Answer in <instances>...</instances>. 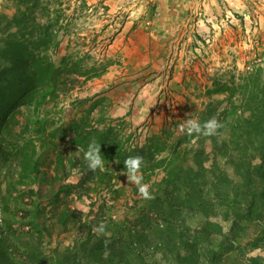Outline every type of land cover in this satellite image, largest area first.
<instances>
[{"label":"rangeland","instance_id":"rangeland-1","mask_svg":"<svg viewBox=\"0 0 264 264\" xmlns=\"http://www.w3.org/2000/svg\"><path fill=\"white\" fill-rule=\"evenodd\" d=\"M21 1L0 0V14L11 18L17 9H24ZM36 2V19H48L44 14L49 18L53 15L58 17L56 28L60 27L58 39L61 42L57 49L49 52L54 63L58 64L60 57L65 54L78 58L90 54L92 58L85 56L83 65H90L93 60L96 61L95 65L108 64L105 72L111 70L110 66L119 70L129 67V59L135 62L136 56H141L137 55L133 48V57L129 58L132 56L129 53V45L133 44V37L129 43L128 24L136 21L135 17L141 19V16H146V20L151 23L147 22L145 25L154 29L152 34L155 33L156 23L165 15L181 18L180 20L189 18L188 24L198 22V18L205 23L203 31L199 30L200 34L195 31L194 34L185 33L182 36V39H185L180 45L182 51L192 54L191 58H188L189 66L178 72L175 60L179 55L171 48H176L173 46L176 41L169 43L168 40L167 46L171 44L168 47L170 50L164 53L165 39L159 36L162 47L159 53L149 57L144 55L147 64L144 76L149 81H108V78L107 81H94L97 77L88 81H73L71 88L66 91L59 90L57 97L47 100L37 108L32 104L17 107L10 112L9 121L1 124L0 138L7 151L31 141L36 149L35 158L38 160V172L26 178L27 183L17 184L13 190L12 196L16 200L11 201V214L8 217L9 220L15 221V231L11 237L29 231L27 223L32 220L40 228L43 227V230L34 234L29 231L21 239L25 240L32 235L33 240L39 243L40 249L49 256L55 253L53 249L61 253L71 249V253L78 255L72 250L74 244L78 249L87 236L95 240L128 227L144 212L142 209L146 199L139 194L136 185L128 183L126 174H121L124 168L119 166L120 160L109 161L104 164L103 169H88L84 158L87 149L76 145L73 124H85L86 130L96 129L101 132L111 128L109 138L114 144L123 146L120 155L127 158L129 149L142 146L146 137L161 133L167 148L155 157H166L167 162L174 152L175 156L172 157H176L179 164L194 167L193 154L201 149V144L196 142L199 135L188 139L189 136L182 133L179 126L192 115H197L199 120L200 117L209 120L215 116L224 125L215 137L220 140L230 132L228 123L233 116L228 114L224 117L225 114L222 113L226 108L225 98L230 89L211 94L207 91L212 89V81L215 79L231 87L238 86L248 75L255 73L256 69L264 70V0ZM167 6L172 7L173 14L167 15ZM175 9L181 11L180 15ZM148 30H151L150 27ZM182 39L180 37L179 41ZM194 46L196 49H193ZM184 56L182 54V59ZM153 57L157 59L151 63ZM148 58L150 62H146ZM174 76L179 81L172 80ZM156 77L158 81H153ZM164 78L172 81H162ZM141 87L142 92L139 91ZM129 92L146 93L148 100L139 98L136 109L131 110L129 99L132 101L133 96L129 97ZM239 96L240 92H235L234 98ZM209 105L216 109L212 115L205 112ZM243 112L244 117L249 116L247 109ZM262 123L264 124V116ZM213 143L207 136L202 144L204 154L200 156L206 170L203 178L206 182L200 180L195 189L196 192L201 190L199 195L208 201L212 208L207 207L204 210L198 204L185 206L178 217L179 221H182L177 225L178 229L185 226L189 230L186 231L187 234L191 235L195 231L202 232L200 240H197L200 241L197 244L199 248L196 245L193 250H189L184 244H178V251L171 254L163 248L152 250V244L146 243L144 248L135 249L144 264H264V222L243 221L241 226L233 225L234 213L244 212L246 203L231 202L235 191L232 186L238 183L239 178L230 162L215 155ZM141 157L144 159V165H147L149 162L146 157ZM59 160L62 164H58ZM121 161L124 162L122 159ZM259 161L258 156L252 159L253 164ZM166 162L150 173L147 171L143 174L140 170L143 182L151 185L150 192L153 196L158 189L157 183L165 177ZM9 164L10 161L5 163L0 158V207L6 195L5 174ZM214 164L218 165L232 182L229 199L218 201L214 194L211 182L214 181L211 173ZM12 167L16 169L13 171L16 177L20 171L16 160L12 161ZM101 173L105 174L102 180ZM148 174L150 177L145 178ZM182 187L181 196L187 198L188 188ZM31 190H34V193H31ZM188 190L191 192V189ZM36 205L40 214L36 219H32ZM81 207L83 211L78 210ZM225 211L226 215L223 214ZM3 217V211H0L1 237L8 233L5 229L2 231ZM153 220L164 228L160 218L153 215ZM101 223L106 225L107 235L98 236L93 232V227ZM181 239L183 240L180 237L174 238V241L178 243ZM228 241L233 243L230 250L225 249ZM213 252L221 255L215 257ZM133 262L139 263L135 256ZM81 264H86V259L81 260ZM89 264L93 263L90 261Z\"/></svg>","mask_w":264,"mask_h":264},{"label":"trees","instance_id":"trees-1","mask_svg":"<svg viewBox=\"0 0 264 264\" xmlns=\"http://www.w3.org/2000/svg\"><path fill=\"white\" fill-rule=\"evenodd\" d=\"M21 4L24 9H17L11 18L0 14V127L1 124L9 121L10 112L17 107L32 104L34 108H37L47 100L57 97L59 90L66 91L71 88L73 81H88L102 75L108 67V64L95 65V60L90 65H83L82 61L85 56L88 59L92 58L90 54H85L80 58L65 54L60 57L58 64H55L49 52L57 49L61 42L58 39L60 27L56 28L58 17L53 15L49 18L47 14H44L48 19L40 21L34 15L36 0H22ZM229 89L230 92L225 98L227 105L222 113L225 114L224 117L228 114L233 116L228 123L230 132L220 140L215 137L216 135L208 136V138L214 142L215 155L224 157L227 162H230L234 173L239 178L238 183L232 186L235 191L231 202L234 204L245 202L246 207L244 212L234 213L233 225L241 226L243 221L264 222V124L262 123L264 70L256 69L255 73L248 75L245 81L238 86L231 87L215 79L212 81V89H208L207 92L209 94L226 92ZM235 92H240V96L236 99L234 98ZM245 109L249 111L247 117L243 116ZM215 110L209 105L205 112L212 115ZM200 121H207V118L200 117ZM73 125L72 131L75 133L73 137L77 146L88 149L91 142L100 143L104 164L118 159L120 160L119 166L124 168V162L121 159L125 161L127 157L120 155L123 146L118 143L114 144L109 138L111 128L101 132L96 129L86 130L85 124ZM161 136V133L152 134L146 137L142 146L129 149V156H144L148 160L149 163L147 165L143 163L141 167L143 174L147 171L149 173L154 171L166 162V157H155L167 148L165 138ZM190 137L187 138L190 139ZM206 137L203 135L196 137V142L201 144V149L193 154L195 168L191 165L179 164L176 157H172L175 153L173 152V155L171 153V159L165 165L167 166L165 177L157 183L158 189L154 199L146 200L142 209L144 212L137 216L135 222L109 236L97 237L95 240L87 236L86 241L82 242L78 249L75 248L76 244L72 247L78 255L71 253V249L62 253L53 249L55 253L51 256L44 253L39 243L33 240L31 234L43 230V227L40 228L32 220L27 223L30 232H21L19 236L11 237L15 231L13 229L15 221L14 219L9 220L8 217L11 214V201L15 199L12 196L13 190L17 184L27 183L25 179L38 172V160L35 158L36 149L31 141L23 143L17 149L7 151L0 138V158L5 163L11 162L5 174L6 195L0 207V211L4 213L1 219V226L4 227L2 231L5 229L8 232L0 236V264H81L83 259H86V264L90 261L93 264H144L139 254L135 253L137 251L135 249L144 248L146 243L152 244V250L163 248L171 254L178 251V244H184L186 249L193 250L200 243L197 240H200L199 236L202 232L195 231L194 233L193 231L194 234H187L186 231H189L187 227L178 229L177 225L182 223L178 217L185 206L198 204L204 210L207 207L212 208V205L199 195L201 190L197 192L195 190L200 180L205 177L206 170L200 155L204 154L202 144ZM255 156H258L260 161L253 164L252 159ZM14 160L20 166L16 177L13 175L16 169L12 167ZM58 164H62V161L59 160ZM10 172L13 173L10 174ZM211 173H213L214 180L211 182L218 201L229 199L232 182L216 164L213 165ZM104 175L101 173L100 180ZM148 177L150 174L145 178ZM205 182L206 180L203 181ZM182 186L191 189V192L186 190L187 198L181 196ZM30 192L34 193V190ZM34 208L32 219H36L40 214L37 205ZM223 214L226 215L227 212ZM153 215L161 219L164 224L163 229L153 220ZM28 232L31 233V237L21 239ZM179 237L183 240L181 239L182 241L178 243L174 241V238ZM232 246L233 243L228 241L225 249L230 250ZM213 253L215 257L221 255ZM134 256L139 263L133 262Z\"/></svg>","mask_w":264,"mask_h":264},{"label":"crops","instance_id":"crops-1","mask_svg":"<svg viewBox=\"0 0 264 264\" xmlns=\"http://www.w3.org/2000/svg\"><path fill=\"white\" fill-rule=\"evenodd\" d=\"M172 7H168L166 8V13L168 14H173L174 12L171 10ZM175 11L177 12V14L180 15L181 11H177L175 9ZM165 14V13H164ZM130 17V16H129ZM145 17V18H144ZM141 16V19H137L136 21H131L129 25V43L132 41V37H133V44L129 45V53H131V50L133 48H135V50L137 51V55H141V56H136V60L135 62H133L131 59H129V67H122L119 69H116V67L110 66L111 70L109 72H105V74L101 75L100 78H95L94 81H107L106 78H108V81H149V79L145 78V70H147V64L145 63V59H144V55H146L147 57H149V55H156L159 53V51L162 49V47L160 46L159 40L160 38L165 39V44H164V53L168 52L170 50L171 44H168L167 46V41L169 40V43L175 42L176 44H174L173 46H176V48L171 47L172 50H175V52L178 53V58L175 60V66L178 68L177 72L179 70H181L182 68H186L189 66L190 61H188V58H191L192 53H188L182 51L183 48H181L180 45H182V43H184L185 39H182V36L185 33H188V35H190V33L194 34V32L196 31V33L200 34L201 31H203V24L204 20L198 18V22L192 23V24H188V19L186 18L185 20H180L181 18L177 19V18H173L172 16H164L162 17L161 21H159V23H156L155 27V33H151V31H154V29L151 26H146L145 24H147V22H150L148 20H146V16ZM207 20V18H205ZM153 22H155L154 20H152ZM201 21V22H200ZM151 23V22H150ZM187 25L191 26V28H189ZM150 27L151 30H148V28ZM199 28V29H198ZM156 30L158 32H156ZM201 30V31H199ZM154 35H156L158 38H156ZM160 36V38H159ZM170 36L171 39H170ZM155 37V38H154ZM181 37V41L180 40ZM179 42V43H178ZM193 49H196V46H194ZM204 52V51H203ZM132 56H129V58L133 57L134 53H131ZM182 54L185 55L182 59ZM157 58H151V63L153 61H155ZM146 62H150V58H148L146 60ZM123 70V71H122ZM128 73V74H127ZM144 77V78H143ZM177 77L174 76L172 78V80L174 81H179V79H176ZM171 79H162V81H172ZM153 81H158V77H156ZM131 89V88H130ZM139 91H143L142 87L139 88ZM136 93V94H131L129 92V97L132 98V101L129 99V108L131 110L136 109V105H138L139 103V98L143 97L144 100H148L147 94H140ZM94 102V100H93ZM130 102H133V104H131Z\"/></svg>","mask_w":264,"mask_h":264},{"label":"clouds","instance_id":"clouds-1","mask_svg":"<svg viewBox=\"0 0 264 264\" xmlns=\"http://www.w3.org/2000/svg\"><path fill=\"white\" fill-rule=\"evenodd\" d=\"M63 106V105H62ZM223 123L220 122L215 116L210 118L207 121L201 122L197 115L189 116L183 124H181L180 131L186 133L188 136L203 135V136H213L217 135L219 129L223 127ZM84 158L87 161L88 169L95 171L98 168L103 169L104 167V156L101 152V144L95 141L91 142L88 146L87 151L84 153ZM143 157L129 156L124 161V172L121 174H126L129 184L136 185L139 194L144 199H154V196L150 192L151 185L143 182V175L141 174V167L143 165ZM83 211L81 207L78 209ZM106 225L101 223L98 226L93 227V232L99 235H107ZM107 243V241H105Z\"/></svg>","mask_w":264,"mask_h":264}]
</instances>
